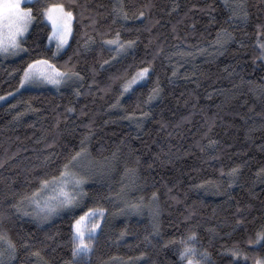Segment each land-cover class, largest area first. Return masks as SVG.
Instances as JSON below:
<instances>
[{
	"label": "trees",
	"instance_id": "16d2710c",
	"mask_svg": "<svg viewBox=\"0 0 264 264\" xmlns=\"http://www.w3.org/2000/svg\"><path fill=\"white\" fill-rule=\"evenodd\" d=\"M115 2L25 4L35 10L62 3L74 11V36L52 59L61 70L80 74L74 86L7 95L17 88L22 66L37 56L0 55V227L17 245L12 264L71 261V213L37 222L12 205L39 186L38 177L58 175V166L80 150L85 136L90 164L79 172L88 177L84 210L101 206L108 216L93 253L77 264H177L179 245L165 244L190 231L198 233L197 247L209 253L208 264H245V257L246 264H256L264 244L248 240L264 225V177L257 176L264 168V62L253 63V45L256 25L264 24V0H247L246 22L230 19L224 0H122L127 20L114 18ZM141 10L145 16L137 18ZM43 27L34 22L25 47L41 44L36 35ZM116 31L136 44L111 60L114 51L103 40ZM218 32L232 39L221 36L227 41L221 46ZM41 35L46 43V32ZM89 37L95 43L85 50ZM36 51L51 58L43 46ZM103 60L111 62L101 67ZM149 65L150 77L121 95L124 79ZM157 82L160 95L144 103ZM235 165H241L240 175L230 183L221 169ZM125 167L137 169L134 183ZM205 181L213 183L198 187ZM122 188L121 196L110 195ZM153 192L151 207L120 213L125 201L144 197L147 203ZM238 219L243 223L237 225ZM121 231L126 234L118 240ZM234 247L241 252L238 261L228 251ZM36 251L39 257L32 255Z\"/></svg>",
	"mask_w": 264,
	"mask_h": 264
},
{
	"label": "snow or ice",
	"instance_id": "6c2138e0",
	"mask_svg": "<svg viewBox=\"0 0 264 264\" xmlns=\"http://www.w3.org/2000/svg\"><path fill=\"white\" fill-rule=\"evenodd\" d=\"M31 3L32 0H0V55H12L15 56L19 53L25 55L36 54L37 58L30 59L26 63V66H22V71L19 72V84L16 91L25 85L45 82L52 85L59 86L68 82L73 78L82 79L80 74L75 71H71L67 68L61 70L55 63H52V59L57 58L70 44V39L74 36L76 24V15L71 7H66L62 3H48L42 8L34 10V7H25L24 3ZM38 3L39 0H36ZM151 5H145L150 7ZM224 6L231 11L230 19L233 17L239 18L243 21H247L249 13L247 11V0H224ZM112 13L115 19H129V14L125 9L122 0H116L112 5ZM145 12L139 11L137 18H143ZM39 19L43 22L44 27L40 29V32L36 35V40L41 41V44L36 45V49L43 46L46 51L51 52V58H45L44 55L36 51V49H29L24 46L28 39V35L31 31L34 22ZM95 23V21H93ZM50 26V30H49ZM46 32V43H44L45 37L41 33ZM221 36H227L228 39H232L231 34L227 32L217 33V43L223 46L227 43L226 40H221ZM256 41L253 45L256 50V54L253 57V63L260 61L264 62V24L256 25ZM54 43V50L51 45ZM95 41L89 37L84 42V49L90 50L91 45ZM136 44L135 40H122L120 31H116L112 38L103 40V46H108L114 51V55L111 60H115L122 54H126L127 51L133 48ZM71 59V57H69ZM111 60H103L101 67L109 64ZM151 66L139 67L130 78H125L121 85V95L126 92L134 91V86H138L140 82L146 81L151 75ZM175 75V72H173ZM114 79H120V77H114ZM161 93L158 82L148 93L147 99L144 103H150L156 99ZM11 95V93H7ZM76 95H80L79 91H76ZM4 99V97H0ZM116 105H113L115 107ZM68 112H74L75 109L68 108ZM143 116H147L148 113H142ZM131 118V117H128ZM88 137L85 136L81 140V147L79 151H75L70 157L62 164L58 166L56 171L58 175L47 176L43 175L38 177V187L31 193H25L21 196L20 200L16 204L12 205L17 214L32 215L23 211V208L27 205H35L37 209L36 215L42 219H48L54 215L60 213H71L72 219L69 221V244L71 252V261L69 264H77L78 261H82L87 257H90L95 249L96 242L103 232L108 211L101 206L87 207L88 193L83 189L87 183L88 177L81 175L75 170V166L81 157L88 154V148L86 142ZM210 145H214L215 141H210ZM203 151V149H201ZM115 155V154H114ZM215 159V157H213ZM241 165H235L224 172L221 169V175L227 176L231 182H234L235 178L240 175ZM124 174L129 178L130 183H134L137 169L125 167ZM257 176L264 177V168L257 171ZM212 181H205L198 187H205L212 184ZM127 187V185L125 186ZM51 190V195L44 197L43 202L40 200V196ZM115 193L110 195L121 196L123 193ZM108 197H102L107 199ZM157 194L152 193L148 202L145 203L144 197H140L137 201H125L124 208L120 209V213L124 212H141L145 207H151L156 201ZM79 212L81 214L77 215ZM243 209L236 208V214L242 215ZM155 215V213H154ZM3 217H0L2 222ZM237 225L243 223L242 220L236 221ZM153 231L159 232V226L153 224ZM126 233L121 231L117 239H121ZM147 239V237H145ZM199 236L196 231H190L187 235L182 236L179 240H171L165 244V247L169 245H179L177 264H208L209 253L204 250L201 251L197 247ZM249 245L258 246L264 244V225L260 226L254 236L249 237ZM27 246V245H25ZM229 253L238 261L241 252L239 248L234 247L228 250ZM17 253L16 242L9 235L8 231L3 227H0V264H12L13 258ZM33 256L39 257V251L33 252ZM143 255V254H141ZM247 257H245V264ZM256 264H264V259H257Z\"/></svg>",
	"mask_w": 264,
	"mask_h": 264
},
{
	"label": "rangeland",
	"instance_id": "374dc122",
	"mask_svg": "<svg viewBox=\"0 0 264 264\" xmlns=\"http://www.w3.org/2000/svg\"><path fill=\"white\" fill-rule=\"evenodd\" d=\"M34 0H32L33 2ZM27 2L24 3L23 6H25ZM26 7V6H25ZM53 47L55 48V45L54 43L52 44ZM68 46H66V49H67ZM65 49V50H66ZM78 79L77 78H73L71 80H69L68 82L66 83H63L59 86H56V85H52V84H49V83H45V82H36V83H32V84H28V85H25L24 87H21L19 88V90L21 89H25V88H40V89H57V88H61V87H64V86H74L76 83H77ZM141 83V82H140ZM18 90V91H19ZM17 92L16 90L12 91L11 92V95L13 93ZM87 164L89 165L90 164V159L85 155L83 157L80 158V160L77 162L76 166H75V170L80 172L81 168H83L84 166H87ZM86 171V169H85ZM83 175V174H82ZM51 190L49 191H46L44 192L41 196H40V200L41 202H43V199L44 197H47L48 195H51ZM23 211H26L28 213H32V215H27L31 218H33L34 220H36L37 222H45L46 220H51L52 217L48 218V219H42L40 216H37L35 213L37 211V209L35 208V205H27L23 208ZM264 259V257L262 258ZM133 262L129 263V264H132Z\"/></svg>",
	"mask_w": 264,
	"mask_h": 264
}]
</instances>
